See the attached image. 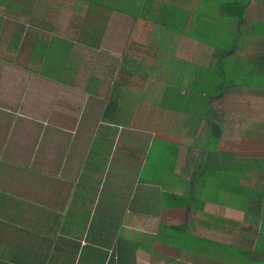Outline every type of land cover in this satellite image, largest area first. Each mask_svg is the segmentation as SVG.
Segmentation results:
<instances>
[{
	"label": "crops",
	"instance_id": "0c3cea01",
	"mask_svg": "<svg viewBox=\"0 0 264 264\" xmlns=\"http://www.w3.org/2000/svg\"><path fill=\"white\" fill-rule=\"evenodd\" d=\"M198 1L0 0V113L8 118L0 121V130L18 132L20 124L27 122L33 127L27 154L31 164L19 170L15 184L7 176L5 186H0V264H101V246L108 264L112 254L105 247H112L118 232L110 227L123 224L147 229L153 223L157 227H190V239L199 243L200 249L190 251L157 241L163 252L172 253L167 258L172 264H264V250L255 251L257 242L264 238V59L254 57L264 53V0H249L242 20L224 17L217 7L216 16L221 20L215 26L216 35L232 37L225 51L200 43L193 33L200 28L201 17L207 16V7L217 2L226 4L228 0H201L202 14L193 15V5ZM68 9H72L73 19L66 24L60 20L51 22L52 18L67 15ZM247 15L252 18L248 20ZM112 18L117 24L121 21L126 32L120 53L110 47L108 30ZM86 25L89 29L84 30ZM34 29L46 35L38 36ZM87 31L89 42L78 38ZM247 42H253V47ZM193 44H201L203 50L205 46L210 54L207 58L215 63L208 66L199 62L197 53L192 52ZM246 45L252 48L250 56H245ZM230 57H235V69L240 67V71L230 72L229 77L231 63L226 58ZM201 67L211 76L228 72L224 75L234 85L224 88V97L230 91L232 96L254 100L246 109L227 108L225 117L243 110L242 125L235 128L236 132H230L231 126L225 123L221 110L217 115L213 112L214 117L199 116V124H194L190 83L192 74L194 82L197 78L203 82ZM259 75V85H255ZM5 81L10 95L4 101ZM40 83L50 94L48 105L42 104L46 101L38 102L43 106L40 112L52 105L54 109L36 125L35 117H23L20 102ZM206 108L215 111L211 101ZM180 114L187 115L188 125L181 124L179 133H175L174 126L170 137L174 155L166 160L162 157L167 151L160 141L161 133L169 126L168 121ZM66 117L68 125L62 123ZM203 119L206 126L209 122L222 126L215 159L195 146L206 142ZM225 133L227 137L234 135L227 151L222 150ZM36 153H42L43 165L32 162ZM0 161L12 165L2 156ZM1 162L0 171L6 170ZM188 163L192 164L189 172ZM212 167L222 182L218 192L226 196V201L205 200L200 194L204 201L200 211L193 205H166L164 192H186L189 184L194 186L190 177L197 175V170L211 171ZM162 173L169 178L164 184L159 177ZM181 173L188 177L184 180L186 188L177 187ZM25 179L28 187L21 184ZM26 190L30 193L25 195ZM204 206L212 208V212L205 211ZM177 212L183 218L202 212L208 220L195 224L212 230L221 224L228 228L242 224L234 242L238 246L223 244L218 249L221 253L206 251L203 246L216 247L217 237L193 235L192 222L175 223L180 217ZM141 229L129 230L130 235L144 236L145 242L149 236L145 237ZM219 231L230 232L226 228ZM103 240L108 241L106 246L101 244ZM143 253L166 256L155 250ZM237 256H241L240 261L235 260Z\"/></svg>",
	"mask_w": 264,
	"mask_h": 264
},
{
	"label": "rangeland",
	"instance_id": "374dc122",
	"mask_svg": "<svg viewBox=\"0 0 264 264\" xmlns=\"http://www.w3.org/2000/svg\"><path fill=\"white\" fill-rule=\"evenodd\" d=\"M217 1H219V0H217ZM203 3L204 2H202L201 5ZM213 5H214L213 7H207L206 11H207V13H210L209 18H207L208 22H209V26L214 30H212L211 32L206 34V39H208V38L213 39V38L217 37L215 26H218L217 22H218V20H221L220 16H216L217 15V13H216L217 5H215V3H213ZM71 6H73V4ZM71 6H68V7H71ZM81 6L83 7L84 5H81ZM67 12H68V14L64 15L62 17L52 18L51 22L54 23L56 20H60L63 24H66L67 20H70L71 18L73 19V17H70V15H72V9H68ZM251 18H252V16L247 15L248 20H250ZM81 20L84 21V18H82ZM73 22L75 23L76 21L73 20ZM85 22H87V21H85ZM120 23H121V21L117 24V22H115V19L112 18V20L109 23V26L110 25L111 26L109 27V30H108V37L110 38L109 39L110 42H112L110 44L111 45L110 47H112L113 52H116V53H120L121 48L125 44V38H126V32L124 31V28ZM82 24H83V22H82ZM112 24H115V25H112ZM83 29L87 30V29H89V27H87V25H86V27H83ZM34 30L36 31V33L39 32V31H37L38 29H34ZM36 33H34V34H36ZM37 35L38 36H45L46 33L39 32V33H37ZM79 36L82 37L84 40H86V42H89V36H90L89 31H87V34H79L78 38H79ZM152 37L154 38V36H152ZM247 44L249 47H253V45H254L253 42H247ZM202 47L203 46H201V44H198V45L193 44L192 45V52L197 53L196 55L199 57V62H201L202 64H206L208 66L213 65L215 63V61L212 62L210 60L211 57L209 59L207 58V56H210V54L207 52V49L205 46H204V50ZM251 49L252 48L247 49V45H246V48L244 50V52H246L245 56L247 54H248V56L252 55V51H250ZM236 53H238L239 55L244 54L242 51H237ZM87 56H89V55H87ZM212 59H214V58L212 57ZM226 59H228L231 63L229 69H231L232 71L229 70V72L235 74L238 71H240V67H237L235 69L236 63L233 60L234 58L230 57V58H226ZM82 65L84 66V64H82ZM205 72H206V70L204 69V67H201L200 74H204ZM208 75H209V77H212L211 74H208ZM190 84L191 85L194 84V82H192V79H191ZM5 85L6 86L8 85V83L6 81L4 83H2V86L4 88V92L6 91L5 94L3 95L4 101L6 100V95L7 96L10 95L9 89L5 90ZM176 86L177 85H175L174 87H176ZM46 88L47 87L44 84H42V83L38 84L34 90H31L28 92V94H29L28 98L25 99L24 101L22 100L20 102V111H23L22 112L23 117L29 116V119L31 116L35 117L37 119L36 125L39 122H41L39 119H41L42 117L45 118L47 111L54 109V105H52L51 109L43 108L44 112L43 113L40 112V111H42L41 109L43 107L41 105H38L40 103V101H46L45 103H42L44 105H48V103L50 101V100H48V96L50 94H47ZM24 93H27V91H25ZM179 96H183V94H181L180 91H179ZM35 100H36V103L34 104L33 102H35ZM209 101L212 102V107L215 109L214 113L217 115L220 113V110H221V112H223L225 114V115H223V117L226 116V113L229 111V109H227V108H229V107L235 106V108L241 107L243 109H246V108H248V106H251V105H253V103H255L254 100L248 96H243V95H240L239 97L237 95L232 96L230 91L227 93V97H224V95H221L216 99H212V100L209 99L208 102ZM258 102L261 103L262 101L260 100ZM57 103L58 102L55 103L56 109L58 108ZM201 104H204V101H201ZM229 105H231V106H229ZM226 106H228V107H226ZM63 110L65 111L64 108H63ZM241 111H243V110H241ZM241 111L239 113H233V115L225 117V119L227 120L225 123H228V125L231 126V127H229L230 132H233V130L235 128L237 129V127L242 125L241 120L243 117H241L242 116ZM31 113L32 114L35 113V114L31 115ZM243 116H246V114L243 113ZM186 117H187V115H182V114L174 115V119H170L168 121L169 126L167 127V129H165L164 132L161 133L160 141L165 144L164 149L167 151L166 155H164L162 157L166 160L172 159L173 155H174L173 153H174L175 145L172 144V142H174V141H172V139H170V137H172V134H173L174 126H175V133H179L180 130H182L181 124H185L186 126L188 125V123L185 120ZM196 119H198L197 116H196ZM5 120H8V118L5 116L4 113H2V114L0 113V121L3 122ZM200 120H202V119H200ZM62 123L65 125H68L69 121H68L67 117L65 118V120L62 121ZM20 125H21V127H20V129H18V132H17V130H13V129H11V130L7 129L6 132H4V130H2V129L0 130V153H1L0 156H2V158H5V160L9 159L11 161V164H12L11 166H9L8 162H6V161L1 162L0 161L2 163V165L4 167H6V170L0 171V181L3 182V183H0L1 187H2V185L5 186V184H6L5 182H7L6 181L7 176H8V178H11L15 184V182H17V180H18L16 176H17L19 170L26 167L28 164H31V157L27 156V154H28L29 144L31 145V140H33L32 136H30V134H31L30 128H33V127H30V125H31L30 122L22 123ZM202 126H206L204 119L202 121ZM190 128L192 129V125ZM198 129L193 130V132L196 133ZM236 129L234 130V132H236ZM228 135L229 134L225 133L224 139L226 142H225L224 149H222L223 151H227L232 146L230 144L233 143V141H231V139L234 137V135L232 134L230 137H227ZM2 136H3V139H2ZM193 139H195L194 136H192V141H193ZM223 143L224 142H222V144ZM13 145H15V146L12 147ZM16 145H18L19 147ZM235 149L238 150L237 147ZM233 153L235 154V152H233ZM41 154L42 153H36L35 154L36 160H34L32 162L35 164L37 162V165L38 164L43 165L44 161L42 160V157H40ZM235 155H237V154H235ZM213 159H215V158L213 157ZM187 165H188L187 169L189 172V169L192 168V164L188 163ZM213 165H214V163H212V166ZM150 173L152 175L156 174V172H154V171H151ZM181 174H182L181 176L177 177V179L181 180L179 182V185H177V187L186 188L187 183H184V180L188 177L186 176L185 173H181ZM191 174H192V171H191ZM4 175H6V176L4 177V180H3ZM159 177L164 179V180H162L163 184L169 180V178L166 177V175L163 173L161 175H159ZM190 178H191L190 182H192V177H190ZM228 178H230V177H228ZM194 179H195V181H194L195 187L193 190L194 191L193 196L195 194L200 199L199 195L201 194V197L203 196V198L205 200L215 199L218 201H226V196L223 195V193L218 192V188L222 185V182L218 178V173L215 170V168L212 167L211 171H209L208 169L197 170V175ZM204 181H206L205 184H204ZM19 183H21V182L19 181ZM227 183L229 185H231L230 181H227ZM21 184H23L25 187H28L26 179ZM201 184H204L202 186L205 187L204 188L205 192H203L202 186H200ZM10 191H13V193H14V191L16 192V189H10L9 192ZM28 193H30V190L29 191L26 190V192L24 194L26 195ZM184 193H187L190 198L192 197V187L190 184L187 187V191ZM231 200H232L231 196L228 195V197H227L228 203H230ZM122 203H125V202H122ZM202 209H203V207H202ZM204 209H205V211H209V212H212V210H213L212 208H211L212 209L211 210L210 208L205 207V206H204ZM172 214H174V213H172ZM175 214L180 215L179 218H176L175 223H183V225H189L192 222V226H193L192 234L193 235H196L199 237L201 236L203 238L208 237L209 239L211 236L213 237V239L215 237H217V238H215V239H217L216 241L218 242L216 247H213L210 245H208V246L204 245L203 246L206 249V251L221 253L222 251L218 250L219 247H221L223 244H225V245L228 244L231 246L236 245L237 243H234L235 239L238 235L241 234V231H239V230L241 229L242 224L240 226H237V227H236V225H230L229 228L226 225L221 224L220 227L218 226L217 230H212V229H208V228L203 227V226L201 227V226L195 224V222L197 223V222H202V220H208L207 217L202 216V212L197 213V214H194V213L189 214L187 216V218L186 217L183 218L184 215L181 216L180 212H177ZM251 218H253V216H251ZM162 219H163V222L166 223V219H164V218H162ZM210 224L213 225L211 222H210ZM129 226L130 227H128V228L122 227L120 229V231H124L125 229H128V230H132V231L136 232L142 228L141 226H140V229H138V227L136 228V226H134V225H129ZM156 228H158L157 224L153 223V224H150L147 229H141L142 230L141 233L144 234L145 237L149 236L151 238L152 242L148 243V244H150V248L152 250H155L157 253L166 254V256H164L165 258H163V257H161V258L151 257V256H148L147 254L143 253V251L141 249H139L138 247L135 246V243H141L142 245L145 244L144 243V236L138 235L135 238H133L134 236L130 235L129 231L128 232L126 231V232H123V235L126 237V240L124 241V243L129 247L128 249L130 251V253L128 254V260H131V262L134 261V264H165V263L172 264L170 261L169 262L167 261V258H170L173 256L172 253L171 252H169V253L163 252V247L161 248L159 246L157 240H155L153 238L155 231L157 230ZM220 228H222V229L226 228L230 232L223 233V232L219 231ZM238 244H237V246H238ZM263 244H264V238H261L257 242L255 251L261 253L262 252L261 248L264 250ZM111 245H112V242H111ZM162 245H165V244H162ZM191 245L193 247L199 248L198 242L192 241ZM116 248H117L116 242L113 243L112 247H105L106 251L109 253L111 252V254H116ZM131 252H132V254H131ZM231 253L232 252L228 253V256L231 257ZM101 255L105 257L106 253H104L102 251ZM240 258H241V256H237V257H235V260L240 261L239 260ZM110 262H111V260H110Z\"/></svg>",
	"mask_w": 264,
	"mask_h": 264
},
{
	"label": "trees",
	"instance_id": "16d2710c",
	"mask_svg": "<svg viewBox=\"0 0 264 264\" xmlns=\"http://www.w3.org/2000/svg\"><path fill=\"white\" fill-rule=\"evenodd\" d=\"M249 2V0H228L226 4H218L216 3L220 13L230 19H237L242 20L245 15L246 5ZM193 5V4H192ZM219 5V6H218ZM195 12L193 15H200L201 12V0H199L195 5H193ZM207 16L205 18L201 17L200 20V28L196 27L194 30V37L199 40L202 44H213L216 46L217 50H223L230 48V42L232 37L222 34V36H217L216 38H208L206 39V34L211 32L209 29V26L207 25L208 19L210 16V13L205 12ZM192 15V16H193ZM195 18V17H194ZM237 37H234V39ZM227 40V42H226ZM225 47V48H221ZM71 48V44H69V50ZM54 55V54H52ZM51 55V56H52ZM258 59H264V53L260 52L256 56H254ZM235 58V57H234ZM220 70V69H219ZM224 73H227L225 70L218 72L216 76L209 77L208 74H201V80L204 82H200V80L197 78L196 82H194V75L192 74V120H194V124L198 125L199 122L196 120V116L199 117H214L215 114L213 113V109H208L206 107L209 106V99H216L218 98L222 93L225 92L226 86H233L234 84L229 83V79L226 78V75ZM223 74V75H221ZM233 74V73H232ZM199 76V75H198ZM229 72V77H230ZM247 75H244V78H246ZM261 75L257 77L255 85H259ZM185 76H183V79ZM200 78V76H199ZM233 80V79H230ZM241 82V81H240ZM201 101H204V104H201ZM201 106L202 110L198 111L199 107ZM195 110V111H194ZM197 123V124H196ZM221 124L218 122H209L206 126L207 132L204 137L206 142H201L198 144H195V146H198L201 150H204L212 157H217L218 154L216 153V147L221 135ZM186 171V170H185ZM196 175L192 177V181H195ZM203 185V184H201ZM194 187H192V197L190 198L187 193L179 194L175 192H164L162 197L164 198V202H167L166 205H169V207H183L188 205H193L196 210H202V207L204 205V201L199 199L198 196H196L194 193ZM124 222V220H123ZM113 226V225H112ZM129 227V226H123V224L119 225L117 227H110L114 230H118L117 232V238H116V254H112L110 257V260L108 261V264H134V261L131 262V260H128V254L130 253L129 247L124 243L126 240V237L123 235V232H128V229H125L124 231H120L121 228ZM190 227L186 226H173V225H160L156 231V234L153 236L155 240L158 242L169 244L170 246H175L177 248H180L181 250H195V248L191 245L192 240L190 239L189 234ZM130 234V231H129ZM106 238V237H101ZM134 240V239H133ZM112 245H113V241ZM145 244L141 243H135V246L142 249L145 252L153 253V250L150 248L151 238L149 237L147 241L144 242ZM101 244L103 246H106L108 244L107 240L101 241ZM111 245V246H112ZM191 247V248H190ZM102 246L100 247V253L102 252ZM190 248V249H189ZM198 248V247H197ZM200 249V248H198ZM132 254V252H131ZM105 257L101 255V264H107L104 261Z\"/></svg>",
	"mask_w": 264,
	"mask_h": 264
}]
</instances>
